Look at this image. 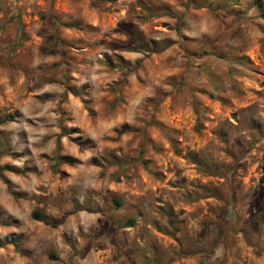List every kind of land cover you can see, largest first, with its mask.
I'll list each match as a JSON object with an SVG mask.
<instances>
[{
    "label": "rangeland",
    "instance_id": "374dc122",
    "mask_svg": "<svg viewBox=\"0 0 264 264\" xmlns=\"http://www.w3.org/2000/svg\"><path fill=\"white\" fill-rule=\"evenodd\" d=\"M3 118L0 264H264V0H0Z\"/></svg>",
    "mask_w": 264,
    "mask_h": 264
},
{
    "label": "trees",
    "instance_id": "16d2710c",
    "mask_svg": "<svg viewBox=\"0 0 264 264\" xmlns=\"http://www.w3.org/2000/svg\"><path fill=\"white\" fill-rule=\"evenodd\" d=\"M209 8H211V4L208 6ZM212 12H214V10H212ZM10 119V118H9ZM8 118H3V119H0V122H6V121H8L9 120ZM57 159V161L59 162V163H65V162H67V160H65L63 157H61V158H56ZM0 176H3V169L2 168H0ZM115 204H116V206L117 207H119L120 205H121V203H120V201L119 200H115ZM33 217L35 218V219H37V220H39V221H43L44 222V220L42 219V217H41V215L38 213V212H34L33 213ZM47 225H51L52 227H56L57 226V224H55V223H50V222H45ZM133 224H135V220L133 219V218H131V219H129L128 220V222L125 224V227H129V226H132Z\"/></svg>",
    "mask_w": 264,
    "mask_h": 264
}]
</instances>
